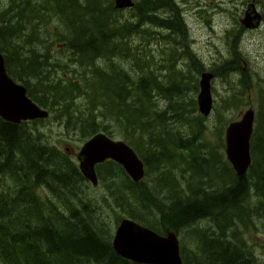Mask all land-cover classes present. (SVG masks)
Instances as JSON below:
<instances>
[{"label": "trees", "instance_id": "obj_1", "mask_svg": "<svg viewBox=\"0 0 264 264\" xmlns=\"http://www.w3.org/2000/svg\"><path fill=\"white\" fill-rule=\"evenodd\" d=\"M4 7L7 72L50 116L20 125L0 119V264H134L112 248L116 212L159 235L187 230L195 242L189 249L182 232L183 264H264V245L257 256L248 237L251 230L264 236V70H242L240 31L226 32L227 57L206 69L173 0H137L125 17L112 0H7ZM151 43L164 44L159 62ZM205 71L228 88L208 119L187 97ZM248 106L256 111L251 164L238 178L222 135ZM50 124L81 141L98 132L121 138L143 161L144 180L135 184L105 162L96 168L104 193L91 197L75 160L52 144ZM179 163L190 180L172 176Z\"/></svg>", "mask_w": 264, "mask_h": 264}, {"label": "water", "instance_id": "obj_2", "mask_svg": "<svg viewBox=\"0 0 264 264\" xmlns=\"http://www.w3.org/2000/svg\"><path fill=\"white\" fill-rule=\"evenodd\" d=\"M116 8H131V0H114ZM252 8V6H251ZM253 14V12H252ZM258 15L251 18L248 11L241 24L254 28L252 20L258 23ZM256 23V24H257ZM210 75H202L197 97L198 111L208 116L211 111ZM48 117L45 110L39 108L26 95L22 85L15 84L6 74L4 61L0 55V118L5 122L20 124L25 121L44 120ZM254 114L248 111L241 121L231 124L226 130V156L238 176H242L250 165L249 141L252 134ZM79 170L92 185L97 184L94 167L107 160L119 164L128 176L139 182L143 177V165L134 152L122 142H114L102 133L87 141L77 155ZM113 248L123 259L138 264H179L177 243L172 234L160 238L150 230L131 221L123 220L113 237Z\"/></svg>", "mask_w": 264, "mask_h": 264}, {"label": "rangeland", "instance_id": "obj_3", "mask_svg": "<svg viewBox=\"0 0 264 264\" xmlns=\"http://www.w3.org/2000/svg\"><path fill=\"white\" fill-rule=\"evenodd\" d=\"M4 0H0L3 2ZM180 4L179 13L182 15V9L184 14V20L187 26L188 33L192 41V50L197 55L199 60L206 66L210 67L213 63L217 62L222 56L226 55L225 40L223 41L224 31H234L235 21L239 22L243 18L245 9L250 4V0H176ZM257 1L256 6L258 11L264 15V0ZM0 13L6 10L0 4ZM2 16V15H0ZM206 21H209L207 24ZM232 39V38H231ZM131 46H137V42L130 43ZM142 48V47H141ZM160 47L153 45L150 46V52L154 54L155 62H159L160 59ZM157 49V50H156ZM246 63L244 69L251 74L259 73L264 68V24L258 30L246 31L243 42L242 51ZM240 52V53H241ZM221 60V59H220ZM182 63V62H180ZM182 66V64H180ZM214 90L216 91L218 98L221 95H225L228 90L227 85L221 80H215L213 83ZM191 92H188L190 97H193ZM172 129L175 126L171 127ZM47 131V130H46ZM48 134H51L54 142L55 140L61 141V147L63 149H69L74 151L80 144L74 137L67 138L61 133V130L53 125L49 127ZM154 137L152 139H156ZM160 141L167 140L165 136H160ZM74 149V150H73ZM185 160L183 163L185 164ZM182 163H179L178 170L171 171L172 176L180 181L190 180L192 175L188 171L187 165L181 167ZM181 180V181H182ZM209 187L207 186V189ZM124 206V205H123ZM104 216V215H103ZM116 217H112L108 223L114 224ZM185 238V243L188 242L189 249L192 248L193 241L190 233L185 230L182 231ZM182 236V233H181ZM191 244V245H190ZM194 245V244H193ZM254 254V252H253Z\"/></svg>", "mask_w": 264, "mask_h": 264}, {"label": "bare ground", "instance_id": "obj_4", "mask_svg": "<svg viewBox=\"0 0 264 264\" xmlns=\"http://www.w3.org/2000/svg\"><path fill=\"white\" fill-rule=\"evenodd\" d=\"M178 11H179V9H178ZM165 122V121H164ZM172 125V124H171ZM155 144V143H154ZM174 170H178V169H172L171 171H174ZM234 173H235V175H237V173L235 172V171H233ZM237 177V176H236ZM238 178H240V177H238ZM182 180V175L180 176V181ZM158 182V181H157ZM182 182H184V180H182ZM164 189H166V188H164ZM180 233V232H179ZM182 233V232H181ZM111 244H112V241H111Z\"/></svg>", "mask_w": 264, "mask_h": 264}]
</instances>
